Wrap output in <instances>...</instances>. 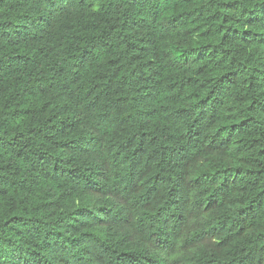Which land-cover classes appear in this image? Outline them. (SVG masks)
I'll list each match as a JSON object with an SVG mask.
<instances>
[{
  "label": "trees",
  "instance_id": "obj_1",
  "mask_svg": "<svg viewBox=\"0 0 264 264\" xmlns=\"http://www.w3.org/2000/svg\"><path fill=\"white\" fill-rule=\"evenodd\" d=\"M0 264H264V0H0Z\"/></svg>",
  "mask_w": 264,
  "mask_h": 264
}]
</instances>
